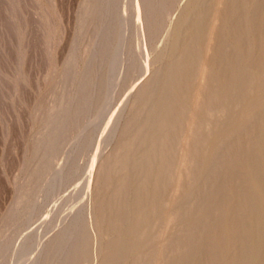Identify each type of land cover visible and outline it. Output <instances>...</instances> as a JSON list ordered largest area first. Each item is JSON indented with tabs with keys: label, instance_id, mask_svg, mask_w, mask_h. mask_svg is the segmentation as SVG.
<instances>
[{
	"label": "rangeland",
	"instance_id": "374dc122",
	"mask_svg": "<svg viewBox=\"0 0 264 264\" xmlns=\"http://www.w3.org/2000/svg\"><path fill=\"white\" fill-rule=\"evenodd\" d=\"M108 1L0 0V264H251L264 0Z\"/></svg>",
	"mask_w": 264,
	"mask_h": 264
},
{
	"label": "bare ground",
	"instance_id": "6f19581e",
	"mask_svg": "<svg viewBox=\"0 0 264 264\" xmlns=\"http://www.w3.org/2000/svg\"><path fill=\"white\" fill-rule=\"evenodd\" d=\"M112 2L113 0H109L107 2V5L112 4ZM200 26L201 24L197 25V27L199 28ZM158 94H159L158 96L159 99L156 101L155 107H158V106L160 107L161 109L160 112L165 114L164 116V119H165L167 118V116L171 115L170 113L173 112L175 104L171 100V97H172L171 91L167 87L161 88ZM151 112H152V115H154L153 109L151 110ZM160 123H162V121ZM253 143L259 145L262 148V153L264 155V131H263V134H260L259 136L256 137ZM246 164L249 167V169L252 170L253 178L259 187V197L260 199L264 200V173L258 170V158L253 157V156L248 157L246 160ZM144 175H141V178H144L145 177ZM248 213L253 217L255 221V225L257 226V229H255L248 236L241 234V233L238 234L237 239L243 242L245 246L243 250L238 251L237 256L239 259H241L245 254H252L253 256H255L256 259H254L251 262V264H264V206L261 209L250 208L248 209Z\"/></svg>",
	"mask_w": 264,
	"mask_h": 264
}]
</instances>
